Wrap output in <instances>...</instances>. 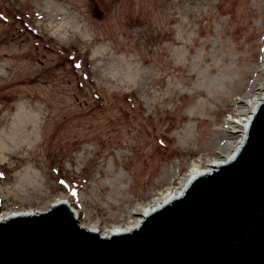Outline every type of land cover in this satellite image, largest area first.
<instances>
[{
	"label": "rangeland",
	"instance_id": "374dc122",
	"mask_svg": "<svg viewBox=\"0 0 264 264\" xmlns=\"http://www.w3.org/2000/svg\"><path fill=\"white\" fill-rule=\"evenodd\" d=\"M263 95L264 0H0V217L132 227Z\"/></svg>",
	"mask_w": 264,
	"mask_h": 264
},
{
	"label": "water",
	"instance_id": "95a60500",
	"mask_svg": "<svg viewBox=\"0 0 264 264\" xmlns=\"http://www.w3.org/2000/svg\"><path fill=\"white\" fill-rule=\"evenodd\" d=\"M109 235L66 202L0 218V264H264V96L243 142L182 192Z\"/></svg>",
	"mask_w": 264,
	"mask_h": 264
},
{
	"label": "built area",
	"instance_id": "2783aa9c",
	"mask_svg": "<svg viewBox=\"0 0 264 264\" xmlns=\"http://www.w3.org/2000/svg\"><path fill=\"white\" fill-rule=\"evenodd\" d=\"M263 96H264V95H263ZM263 96H262V97H263ZM262 97L260 98V100L262 99ZM260 100H259L256 104H254V105L252 106V110H251V112L254 111L255 107H256L257 104L260 102ZM251 116H252V114H249V115H247V116L241 117V118H242L241 121H240V120L237 121V124H238L240 127H242V134H243V131H244V133L246 134V132H245V129H247V126H246V125H248ZM247 117H249V120L247 121V123H246V125H245V128H244V127H243V124H244V121L247 120ZM244 137H245V135H244ZM240 143H241V142H240ZM194 174H196V173H194ZM194 174H192V175H194ZM182 189H183V188H182ZM180 193H181V192H180ZM180 193H177V195H179ZM177 195L172 194V195H170L169 197H171V196H177ZM169 197H168V198H169ZM168 198H166V199H168ZM166 199H165V200H166ZM165 200L159 202L158 204H156V206L148 207L147 209H144V212H143V213L146 214V213L152 211L154 208H157L158 206H160ZM141 220H142V219H141ZM139 223H140V221L138 222V224H139ZM138 224H137V225H138ZM134 226H136V225H134ZM134 226H132V227H134ZM132 227H128L127 229H130V228H132ZM119 230H120V229H119Z\"/></svg>",
	"mask_w": 264,
	"mask_h": 264
},
{
	"label": "bare ground",
	"instance_id": "6f19581e",
	"mask_svg": "<svg viewBox=\"0 0 264 264\" xmlns=\"http://www.w3.org/2000/svg\"><path fill=\"white\" fill-rule=\"evenodd\" d=\"M250 114H252V112H250ZM249 120V117H247V120H245L244 121V124H243V127L245 128V125H246V123H247V121ZM247 126V125H246ZM245 132H246V129H245ZM244 135H245V133H244V131H243V134H242V136H243V139L241 140V143L243 142V140H244ZM240 146V145H239ZM227 160H225V161H218V162H215V163H212L211 164V167H210V169H213L215 166H217V165H219V164H221V163H223V162H226ZM210 169H208V170H195L192 174H194V173H196V174H198V173H202L203 171L205 172V171H209ZM175 195H177V193L175 194ZM18 213H23V212H18ZM25 213V212H24ZM149 213V212H148ZM12 214H14V213H12ZM11 215V214H10ZM143 213H141V217H140V221H141V219H143ZM139 222V221H138ZM138 224V223H137ZM136 224V225H137ZM120 229V231L121 230H127V228H125V229H123V228H119ZM115 230H118V229H115Z\"/></svg>",
	"mask_w": 264,
	"mask_h": 264
},
{
	"label": "trees",
	"instance_id": "16d2710c",
	"mask_svg": "<svg viewBox=\"0 0 264 264\" xmlns=\"http://www.w3.org/2000/svg\"><path fill=\"white\" fill-rule=\"evenodd\" d=\"M2 212V206H1V204H0V213Z\"/></svg>",
	"mask_w": 264,
	"mask_h": 264
}]
</instances>
